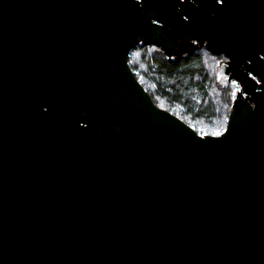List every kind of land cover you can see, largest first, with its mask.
I'll use <instances>...</instances> for the list:
<instances>
[{
  "label": "water",
  "instance_id": "obj_1",
  "mask_svg": "<svg viewBox=\"0 0 264 264\" xmlns=\"http://www.w3.org/2000/svg\"><path fill=\"white\" fill-rule=\"evenodd\" d=\"M205 48L226 130L129 64ZM0 264H264V0H0Z\"/></svg>",
  "mask_w": 264,
  "mask_h": 264
},
{
  "label": "trees",
  "instance_id": "obj_2",
  "mask_svg": "<svg viewBox=\"0 0 264 264\" xmlns=\"http://www.w3.org/2000/svg\"><path fill=\"white\" fill-rule=\"evenodd\" d=\"M129 64L158 107L200 135L214 136L226 130L234 102L227 81L236 82L230 80L223 58L201 48L179 60H169L157 46L140 44L131 51Z\"/></svg>",
  "mask_w": 264,
  "mask_h": 264
},
{
  "label": "flooded vegetation",
  "instance_id": "obj_3",
  "mask_svg": "<svg viewBox=\"0 0 264 264\" xmlns=\"http://www.w3.org/2000/svg\"><path fill=\"white\" fill-rule=\"evenodd\" d=\"M227 84L231 85L232 89H233V99L235 100L238 96V93L240 91V86H238L236 83L232 84L229 81H227Z\"/></svg>",
  "mask_w": 264,
  "mask_h": 264
},
{
  "label": "snow or ice",
  "instance_id": "obj_4",
  "mask_svg": "<svg viewBox=\"0 0 264 264\" xmlns=\"http://www.w3.org/2000/svg\"><path fill=\"white\" fill-rule=\"evenodd\" d=\"M220 134H221L220 132H216V133H215L216 136H219Z\"/></svg>",
  "mask_w": 264,
  "mask_h": 264
}]
</instances>
